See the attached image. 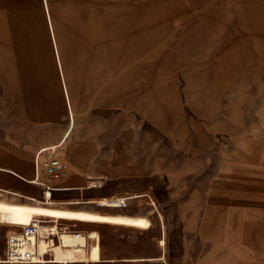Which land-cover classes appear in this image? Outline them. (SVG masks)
Returning a JSON list of instances; mask_svg holds the SVG:
<instances>
[{"label":"rangeland","instance_id":"1","mask_svg":"<svg viewBox=\"0 0 264 264\" xmlns=\"http://www.w3.org/2000/svg\"><path fill=\"white\" fill-rule=\"evenodd\" d=\"M1 146L0 264L37 221L55 264H264V0H0Z\"/></svg>","mask_w":264,"mask_h":264},{"label":"built area","instance_id":"2","mask_svg":"<svg viewBox=\"0 0 264 264\" xmlns=\"http://www.w3.org/2000/svg\"><path fill=\"white\" fill-rule=\"evenodd\" d=\"M60 146L44 147L35 153V169L39 186L43 189V197L46 200L51 198L52 193L59 189L58 185L63 181L69 171V164L60 155ZM49 224H56L62 227V223L57 221ZM75 233L79 228L75 225L69 226ZM41 222H34L32 225L25 226L19 230L10 231L7 236V246L4 253L3 264H55L51 253L55 244L60 242L58 231L55 233L53 227L47 234V250L42 252L40 249Z\"/></svg>","mask_w":264,"mask_h":264},{"label":"crops","instance_id":"3","mask_svg":"<svg viewBox=\"0 0 264 264\" xmlns=\"http://www.w3.org/2000/svg\"><path fill=\"white\" fill-rule=\"evenodd\" d=\"M67 112V111H66ZM29 114L33 117L34 115H35V117H36V113H34L33 111H31V112H29ZM68 114V113H67ZM69 116V115H68ZM75 118H76V116H75ZM69 122H70V117H69ZM76 125H77V121H76ZM69 126V125H68ZM67 129H68V127H67ZM67 129H66V131H67ZM76 129V128H75ZM66 131H65V133H66ZM75 132V131H74ZM64 133V134H65ZM63 134V135H64ZM44 142H51V140H44ZM41 148H44L43 146L42 147H40V148H38L37 150H36V152L39 150V149H41ZM61 151V150H60ZM35 152V153H36ZM0 155H7L8 157H10V159H12L13 161L14 160H17V162H19V161H22L23 160V158L22 157H20V155L19 154H17V152H16V150H13V149H8V148H6V147H4V146H1L0 147ZM34 157H35V154H34ZM63 158V157H62ZM66 161V160H65ZM67 163H68V161H66ZM69 164V163H68ZM229 168H230V166H228ZM241 171H243V169H242V166L241 165H239V164H237L236 165V173H239V172H241ZM0 173H2L1 171H0ZM25 183H27L28 184V182H26L25 181ZM0 188H13V189H20V188H17V187H15V186H3V185H1V183H0ZM91 196H98L99 194L98 193H92V194H90ZM207 205L205 206V211H206V209L208 208V210H209V214H212V213H214V212H218L219 210H221V206H220V203L219 202H215V203H213V202H211V201H209V202H207L206 203ZM214 209V210H213ZM235 209H237V211H236V215H235V218L236 219H241L242 221H244V220H248V219H256V218H258V215H259V211L258 210H254V208H252L251 210L248 208V207H244V206H242V207H240V208H238V207H226V213H227V215H226V217L228 216V214H233L232 212H234V210ZM206 213V212H205ZM234 218V215H231V216H229V218ZM100 229H103V228H100ZM160 236H161V231H160ZM159 236V237H160ZM167 249H168V244H167ZM167 249H166V251H163V250H161V249H159L160 250V252H161V254L159 255V256H154V257H150V256H134V257H131V258H129V257H123V258H120V259H118V258H116L115 257V255H114V253H112L113 255H110V256H108L109 258H115V259H118L117 261H114V262H107V264H115L116 262H124V263H128V262H126V261H123L122 259H132V258H158V257H160L161 255H163V254H166V257H167ZM144 262H152V261H141V262H131V263H144ZM153 262H162V263H167L168 262V260H166V261H159V260H157V261H153Z\"/></svg>","mask_w":264,"mask_h":264},{"label":"bare ground","instance_id":"4","mask_svg":"<svg viewBox=\"0 0 264 264\" xmlns=\"http://www.w3.org/2000/svg\"><path fill=\"white\" fill-rule=\"evenodd\" d=\"M3 263H4V260H3V262L1 264H3Z\"/></svg>","mask_w":264,"mask_h":264}]
</instances>
